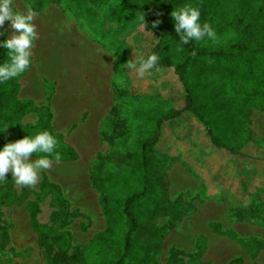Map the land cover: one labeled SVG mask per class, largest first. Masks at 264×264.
Here are the masks:
<instances>
[{"label": "trees", "instance_id": "obj_1", "mask_svg": "<svg viewBox=\"0 0 264 264\" xmlns=\"http://www.w3.org/2000/svg\"><path fill=\"white\" fill-rule=\"evenodd\" d=\"M122 2L124 7L142 13L140 27L154 38L148 55L155 53L160 61L157 71L153 70L149 76L152 84L158 85L167 69L172 68L179 86L170 95L130 93L128 100L126 93L115 92L114 104L101 123L100 133L108 152L96 155L89 175L91 186L98 193L105 229L86 244L72 249L66 231L33 223L38 245L45 251L50 246L56 249L46 264H160L152 255L160 251L163 240V235L157 234L155 220L168 210V176L163 168L166 141L171 140L184 152L183 142L195 141L189 151L194 150L185 153L186 161H192L189 163L205 184L221 187V195L228 201L249 202L262 188L260 180L244 174L242 168L244 159L264 161V138L243 140L235 123L223 124L218 104L228 100L264 109V0ZM186 5L200 10V22L212 26L217 41L182 44L170 13ZM154 21L159 23L152 28ZM6 53L0 48V62L7 60ZM133 73L134 82H142L143 78ZM21 77L0 85V128L9 126L0 132V147L29 133L49 131L59 141L57 150L61 156L59 161L50 158L52 162L75 161L77 151L54 130L49 111L41 110L29 99L17 97ZM159 78L162 79L156 81ZM205 83L214 92H221L219 103L210 98L212 93L204 92ZM180 98L181 103L177 102ZM30 112H38L41 120L35 126H23L21 119ZM41 155L33 153L30 157L37 159ZM219 163L231 165L235 172L228 167L218 168ZM234 178L237 183L232 190ZM52 203L59 205V209L50 220L62 226L72 213L65 214L67 206L58 197ZM238 219L252 220L247 211ZM168 264L183 263L174 259ZM197 264L209 263L197 261Z\"/></svg>", "mask_w": 264, "mask_h": 264}, {"label": "rangeland", "instance_id": "obj_2", "mask_svg": "<svg viewBox=\"0 0 264 264\" xmlns=\"http://www.w3.org/2000/svg\"><path fill=\"white\" fill-rule=\"evenodd\" d=\"M50 1L61 3L85 30L91 32L94 40L116 48L115 75L111 82L112 106L117 91L126 93L128 100L131 94L160 92L170 95L173 88L179 86L172 68L167 69L166 77L158 85L152 84L149 77L152 72L146 75L148 81L143 77L142 82L135 83L134 71L127 69V63L138 58L139 54L147 56L154 43L153 36L140 27L143 19L141 12L124 7L122 0H25L33 9ZM112 25L116 26L114 31L105 29ZM129 48L131 50L127 53ZM203 90L212 93L210 98L214 97L218 102L220 91L214 92L208 83L204 84ZM177 102L181 103L182 98ZM218 106L223 124L228 121L235 123L243 140L264 138V109L228 100ZM40 108L48 110L47 106ZM34 113L26 114L21 124L27 127L37 125L41 118L38 112ZM101 128L96 152L81 155L72 162H52L50 168L39 172L36 185H17L11 170L7 180L0 182V257L5 264H46V259L55 253L53 246L45 251L38 245L33 223L66 231L72 249L86 244L93 235L105 229L98 193L89 179L96 155L108 152ZM55 131L67 142L65 136ZM191 142H183L184 152L183 148L177 149L171 140L166 141L167 158L163 168H166L168 176V210L167 214L155 220L157 234H162L163 240L160 251L152 257L160 264L171 263L174 259L181 260L183 264H197V261L209 264H264V161L243 160L244 174L254 175L263 189L259 188L249 202H231L221 195V187L215 183L205 184L197 169L190 164L192 161H186L185 153L194 150L191 148L189 151L190 146L195 144V141ZM29 159L34 161L36 158ZM219 164L218 168L228 167L232 173L235 172L231 165ZM236 183L237 178H234L232 190ZM54 197L66 204V215L72 213L62 226L50 220L59 209V205L52 203ZM246 211L252 220H239V215Z\"/></svg>", "mask_w": 264, "mask_h": 264}, {"label": "crops", "instance_id": "obj_3", "mask_svg": "<svg viewBox=\"0 0 264 264\" xmlns=\"http://www.w3.org/2000/svg\"><path fill=\"white\" fill-rule=\"evenodd\" d=\"M12 7L33 13L38 34L17 97L47 106L54 130L65 136L78 158L96 152L101 123L113 103L116 48L94 40L61 3L45 2L33 9L25 0H12ZM13 31L5 21L0 37L9 38ZM0 264H5L1 257Z\"/></svg>", "mask_w": 264, "mask_h": 264}, {"label": "clouds", "instance_id": "obj_4", "mask_svg": "<svg viewBox=\"0 0 264 264\" xmlns=\"http://www.w3.org/2000/svg\"><path fill=\"white\" fill-rule=\"evenodd\" d=\"M174 23L175 32L179 34L182 44L190 41H217V33L212 26L200 22V10L197 7L186 5L173 9L170 13ZM33 13L29 10L21 12L14 10L12 0H0V27L8 21L14 30L9 38L0 40V48L7 50V60L0 62V85L21 77L32 65V49L38 34L33 23ZM159 21H154L152 28L157 27ZM160 57L155 54L147 56L139 54L138 58L129 61L128 70L135 71L139 78L157 69ZM9 127V126H8ZM8 127L0 128V132ZM59 141L49 131L29 133L23 138L10 141L0 147V182L7 180L11 170L12 178L17 185L34 186L39 181V172L51 167L52 159L59 161ZM43 154L34 161L29 157L33 154ZM37 156V155H36Z\"/></svg>", "mask_w": 264, "mask_h": 264}]
</instances>
